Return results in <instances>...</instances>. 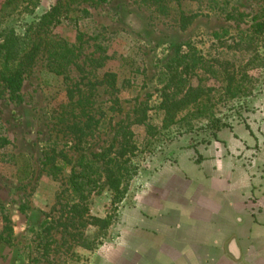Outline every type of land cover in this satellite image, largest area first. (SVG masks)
Returning a JSON list of instances; mask_svg holds the SVG:
<instances>
[{
	"label": "rangeland",
	"instance_id": "374dc122",
	"mask_svg": "<svg viewBox=\"0 0 264 264\" xmlns=\"http://www.w3.org/2000/svg\"><path fill=\"white\" fill-rule=\"evenodd\" d=\"M35 2L33 12L24 11L8 24L23 30L67 0ZM181 2L183 9L198 15L185 29L137 0L74 3L68 16L77 19L63 22L53 33L69 43L76 42L78 32L86 39L101 33L111 59L84 74L82 70H90L89 60L98 56L91 40L64 76L47 73L38 61L23 82L20 100H9L0 88V138L7 141L0 148V264H120L122 257L127 262L123 264H138L139 255L149 254L134 252L135 215L140 213L136 202L150 203L152 188L162 177L157 172L168 165L199 164L202 151L208 158L230 160L225 156L231 152L227 142L242 140L246 131L254 141L239 143L232 163L248 175L253 166L263 179L264 0ZM3 3L0 0V9ZM177 56L181 66L175 83L182 80L189 98L201 96L169 122L161 93L168 80L166 67ZM107 72L116 75L117 92L95 84L92 114L95 120L102 116L97 128L79 144L57 132L53 113L67 103V90L74 83L88 90L87 80L101 81ZM173 90L175 86L167 88L169 93ZM182 96L177 93L173 98ZM142 112L149 128L133 124ZM212 118L226 124L214 139L207 129ZM122 127L132 131L138 147L131 158L137 173L117 207L111 206L104 183L83 200L69 188L70 167L56 178L42 169L44 152L53 146L72 164L82 155L101 164L100 155L116 149L114 133ZM23 161L29 165L26 178L18 171ZM2 215L11 229L8 240Z\"/></svg>",
	"mask_w": 264,
	"mask_h": 264
},
{
	"label": "trees",
	"instance_id": "16d2710c",
	"mask_svg": "<svg viewBox=\"0 0 264 264\" xmlns=\"http://www.w3.org/2000/svg\"><path fill=\"white\" fill-rule=\"evenodd\" d=\"M35 1L4 0L0 9V88L8 95L9 100H20L23 82L30 75L38 61H41L42 67L47 73L55 76H64L70 67L75 65L82 53L83 46L91 40L93 41V54L98 53V56L89 60L90 70H82L84 74H91L95 69L103 67L107 60L111 59L106 56L108 44L104 42L106 38L101 37V33H98L94 38L86 39L84 32H78L75 43H69L53 33V30L63 22L77 19V17L68 16L69 9L74 3H77V5H100L106 3L107 0H67L64 4L58 2L47 13L31 24L26 25L23 30H18L15 26L8 24L10 19L17 21L20 13L24 11L26 13L33 12L36 6ZM137 1L142 6L153 9L159 17L175 22L181 29L189 26L198 16L183 9L182 0ZM213 4L217 5V3ZM82 13L86 14V9ZM179 66H181V57L177 56L166 67L168 80L161 93V108L165 112L166 121L169 122L173 121L179 111L190 104H196V100L201 96L197 95L189 98V90L185 91L184 86L181 88L182 80L179 83H175L179 79L177 72ZM95 84L104 86L112 94L117 92L116 75L107 72L103 75L101 81L92 83V81L87 80V84L84 86H90L88 90L82 89L80 83H74L66 92L67 103L60 106L53 113L55 121L53 126L56 131L63 135H69L74 141L77 140L78 144L97 128L102 118L101 116L95 120L92 114ZM170 86H175V90L169 93L167 88ZM175 91L176 93L173 94ZM177 93H182V98H173ZM133 124L144 125L146 128L150 127V125L146 124L145 113L136 116ZM225 127L226 124H223L219 119L212 118L208 123L207 129L212 132L210 136L214 139L216 133ZM113 141H116V149L114 151H104L100 155L103 158L100 162L101 164L84 155L72 164V161L68 159L63 150L56 151L57 148L53 146L49 151L46 150L44 152L41 163L42 169L46 171L48 176L56 178L63 174L67 167H70L69 188L83 200L96 193L100 187V182L104 183L111 194V206L117 207L124 199L129 183L136 176L137 166L132 163L131 158L135 155L138 147L133 141L132 131L128 127L116 130ZM5 144H7V141L0 138V148L4 147ZM19 158L21 157H14V161ZM18 171H21L24 178H26L29 174V165L23 161ZM73 212L70 213L72 214ZM0 214H2L1 207ZM108 216L111 215L108 214ZM108 216L107 218L109 219L110 217ZM2 220L4 232L7 234L4 239L8 240L11 235L9 222L3 215Z\"/></svg>",
	"mask_w": 264,
	"mask_h": 264
},
{
	"label": "crops",
	"instance_id": "0c3cea01",
	"mask_svg": "<svg viewBox=\"0 0 264 264\" xmlns=\"http://www.w3.org/2000/svg\"><path fill=\"white\" fill-rule=\"evenodd\" d=\"M245 136L227 142L230 160L208 158L202 151L199 164L168 165L157 172L162 177L150 203L136 202L134 252L149 254L139 255L138 264L264 261V176L253 166L248 175L232 163L233 149L245 139L254 141L250 132Z\"/></svg>",
	"mask_w": 264,
	"mask_h": 264
}]
</instances>
